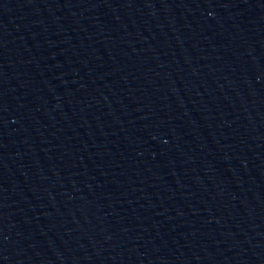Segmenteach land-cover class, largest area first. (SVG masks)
Segmentation results:
<instances>
[{
  "label": "water",
  "instance_id": "obj_1",
  "mask_svg": "<svg viewBox=\"0 0 264 264\" xmlns=\"http://www.w3.org/2000/svg\"><path fill=\"white\" fill-rule=\"evenodd\" d=\"M0 264H161L1 66Z\"/></svg>",
  "mask_w": 264,
  "mask_h": 264
}]
</instances>
